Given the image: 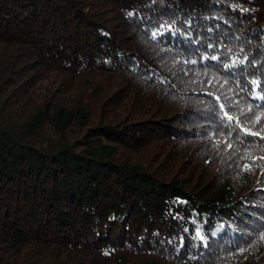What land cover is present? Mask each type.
Returning a JSON list of instances; mask_svg holds the SVG:
<instances>
[{
	"label": "trees",
	"instance_id": "obj_1",
	"mask_svg": "<svg viewBox=\"0 0 264 264\" xmlns=\"http://www.w3.org/2000/svg\"><path fill=\"white\" fill-rule=\"evenodd\" d=\"M262 89L264 0H0V264H264Z\"/></svg>",
	"mask_w": 264,
	"mask_h": 264
},
{
	"label": "rangeland",
	"instance_id": "obj_2",
	"mask_svg": "<svg viewBox=\"0 0 264 264\" xmlns=\"http://www.w3.org/2000/svg\"><path fill=\"white\" fill-rule=\"evenodd\" d=\"M229 29H230L231 32L236 31V27L233 26L232 23L230 24ZM221 84L224 85L223 81H222ZM225 87H226V90H229V88H231V90H236L237 92H239L238 89L235 88L234 86H225ZM246 109L250 113V115H249V113H247V114L244 115V117L246 116L247 118H251L253 124H255L256 127H258V126H260V127L264 126V118H262V116L260 115V113H253L252 111H250L249 105L245 106L241 110L243 112ZM257 117H260L259 122H257ZM218 147H219L218 150L215 149L214 146L211 147L212 148V151L214 153L213 154L209 153V155H208V157L210 158L209 160H211L210 170H204V167H205L204 162L202 164V169H200L199 166H198V164L196 163V165H197L196 168L195 167H191V171H192V173L194 175H200L206 181H209L210 179L217 180V181H222V180H224L223 178L226 177V174L229 171L230 172H233L234 169L237 170V166H238L237 164H238V162L236 160H235V162L232 165L229 163V161L232 160V159H229V158H231L233 156L232 155L233 154V151H231L230 148L227 149L224 145H221V146H218ZM247 147L249 149L244 150V151L241 150L242 152H244L245 158H247L249 154L250 155H257V156L260 157V160L262 161V162H260L261 164L259 163V165H257L256 163H253V166L255 167V169H253L251 171H255L256 174L252 178L253 179H257L258 178V175H259L260 178H261L260 180L264 181V145H262L260 147H257V150L250 149V148H253L252 146H247ZM240 154H242V153H240ZM233 158H234V156H233ZM184 167H183V169H184ZM245 182H247V181H245Z\"/></svg>",
	"mask_w": 264,
	"mask_h": 264
},
{
	"label": "snow or ice",
	"instance_id": "obj_3",
	"mask_svg": "<svg viewBox=\"0 0 264 264\" xmlns=\"http://www.w3.org/2000/svg\"><path fill=\"white\" fill-rule=\"evenodd\" d=\"M153 35H155V33H154ZM212 59H217V57L213 56ZM193 63H195V61H193ZM225 67L228 68L229 65H225ZM251 83H252V84H256L257 81H251ZM262 90H264V89H262ZM254 98H258V99L264 100V96H259V94H257V96L254 97ZM221 107L223 108V105H221ZM250 111H251V109H250ZM225 116H227V118H228L229 121H232V120L234 119L232 116H229L227 113H225ZM259 120H260V117H257V122H259ZM245 131H246L248 134H250V135H259L258 132H251V130H248V129H246ZM260 240H261V241H264V233L261 234V236H260ZM242 251H243V250H242Z\"/></svg>",
	"mask_w": 264,
	"mask_h": 264
}]
</instances>
